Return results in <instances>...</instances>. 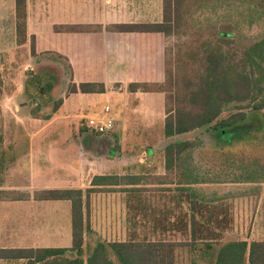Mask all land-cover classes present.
<instances>
[{"label": "rangeland", "instance_id": "rangeland-1", "mask_svg": "<svg viewBox=\"0 0 264 264\" xmlns=\"http://www.w3.org/2000/svg\"><path fill=\"white\" fill-rule=\"evenodd\" d=\"M88 5L89 12L95 5L97 13L103 17H107L112 10H115L116 18L121 21L120 24L156 23L162 17V0H88ZM89 15L92 14L89 13ZM195 20L198 25L200 22L207 25L208 21L232 22L235 26L237 25L240 35L248 40L258 39L264 34V17L260 12L238 3H222L216 8L211 6L198 12ZM88 26L96 28V31L102 27V31H106V28L111 25ZM173 42V39L166 40V46ZM17 53V57L12 58L11 62L8 59L0 64V190H16L33 194L38 189L40 191L45 183L32 182L33 178H36V181L40 179L37 175L33 177L36 170H33L32 165L37 164L38 161L37 149L34 148L38 144L33 141L32 136L39 135L41 139L50 140L56 146H65L66 141L87 137L91 132L86 128L85 120L76 128L68 125L64 120H58L48 127L46 121L34 122L33 119L38 117H43L44 120L55 118L54 106L62 101L61 95L64 94L62 90L66 83L68 90L70 74L60 63L56 64V68L50 69L56 75V79H59V82L55 81L53 85V90H58L59 94L55 98L52 97L50 101L53 104L50 110H47L48 98L44 97L45 93H41L38 89L41 87L40 84L46 87L51 80L39 76L41 78L39 82L33 80V74L40 71L42 67L38 68L36 64H32L27 57L26 48L18 50ZM57 65L64 69H60ZM21 87L22 92L18 98L14 102H9L6 94L11 96ZM118 88L113 86L110 92L118 91ZM28 92L33 96H22ZM123 102L124 97L120 95L113 98L109 104L112 108L110 117L116 123L123 119L122 111L119 112L120 107L124 108ZM147 106L150 108L149 104ZM154 107L156 108L155 103L151 108ZM98 111L99 109L96 112L91 109L86 114L91 117ZM251 112L247 111L250 113L247 120L239 125L238 129L243 128L242 134L238 131L239 133L231 137L236 144L223 145L224 147L220 149L206 143L197 148L192 158L188 160V166H194V173L201 182L213 184L199 188L202 195L209 200L214 199V202L200 209L196 218L199 222L197 234L219 242L215 244V253L228 242L264 241V185L249 182L257 175L264 177V112L262 115ZM229 115L230 113L223 117ZM59 116H63L62 113ZM162 117L164 116L161 113L160 118ZM121 131H123L122 128L120 133L116 130L105 135L109 144H100L97 147L86 141L85 147H90L89 152L98 153L102 159L114 158L117 154L119 158L123 155L126 157V154L131 152L137 157L136 163L126 169L124 166L126 160L121 161L120 163L125 164H120L116 168L118 174L120 176L147 175L145 181L151 185L142 187L143 192L94 193L90 195L88 202L84 200V220L90 226L86 229L84 236V260H87L98 242L107 244L133 240H164L183 243L190 239L189 228L187 232L182 230L184 228L182 222H187L191 218L186 198L181 200L176 192L155 186L161 177L160 174L163 173L165 146L170 142L160 144L162 143H159L161 134L159 129H154L153 138L148 141L138 138L134 143L129 141V143L125 142V145L123 142L119 145L120 137L123 135ZM129 133V136L134 135L133 129ZM205 133L203 130L185 137L191 140L203 139L205 143L206 140L203 137ZM149 149L153 151L151 158L147 155ZM82 152L87 156L92 155L84 148ZM63 160L55 159L58 166ZM57 165L52 166L55 167L53 169L55 174L59 172ZM39 177L48 178L47 174H40ZM55 186H62V184L56 183ZM124 187L121 186L120 189L123 190ZM38 224L40 233L34 234L33 231ZM70 247H72L71 202L0 203V249ZM200 253V251L193 253L188 247H179L176 251V264H190L193 258H199ZM72 255L74 253L66 254L68 258ZM109 257L115 264H119L110 249ZM24 263L25 261L22 260L0 262V264Z\"/></svg>", "mask_w": 264, "mask_h": 264}, {"label": "trees", "instance_id": "trees-1", "mask_svg": "<svg viewBox=\"0 0 264 264\" xmlns=\"http://www.w3.org/2000/svg\"><path fill=\"white\" fill-rule=\"evenodd\" d=\"M16 1L17 42L27 43V0ZM222 3H238L260 12L264 17V0H162V21L158 23L114 24L107 32L119 34H161L166 40L173 39L164 51V81L161 83H132L131 93H157L164 95V135L167 139L189 136L205 130L203 139L173 141L165 148L166 175L159 177L155 185H183L180 190L195 199L197 191L188 186L204 184L186 166L197 148L206 143L215 148L236 144L232 136L241 131L250 113L264 112V34L255 40L243 38L234 23L207 25L195 20V15ZM90 26H56V33H97ZM32 57H37L35 39H31ZM62 64L72 78L68 60L54 52L39 56ZM51 69V68H50ZM49 68L42 67L33 74L39 82L45 77L50 83L39 86L41 93H51L59 82ZM41 73V74H38ZM51 73V75H49ZM43 75V76H42ZM39 76V77H38ZM36 84V83H35ZM38 86V85H36ZM45 91V92H42ZM103 84L85 83L77 86L70 83L67 94H103ZM28 97L33 96L28 92ZM56 103L54 111L61 106ZM228 117H223L229 114ZM239 133V132H238ZM208 141V142H207ZM241 144V143H240ZM224 147V146H223ZM219 150V149H217ZM144 177L100 176L94 177L91 188L46 189L33 194L16 190H0V202H71L72 247L70 248H23L0 249V260L25 261L24 264H115L109 257V249L119 264H176V251L188 247L191 252L201 253L190 264H264V241H233L223 244L215 253V239L197 237L198 224L192 216L191 236L183 243L158 241L98 242L87 260H84V236L89 223L84 220V200L91 194L102 192H143L142 188L126 186L145 185ZM145 182V183H144ZM250 183L264 184V177L251 178ZM148 184V183H146ZM124 187V191L121 188ZM120 190V191H119ZM196 210L195 202L191 204ZM186 228L187 225H184ZM185 231V229H183ZM67 253H74L71 258Z\"/></svg>", "mask_w": 264, "mask_h": 264}, {"label": "crops", "instance_id": "crops-1", "mask_svg": "<svg viewBox=\"0 0 264 264\" xmlns=\"http://www.w3.org/2000/svg\"><path fill=\"white\" fill-rule=\"evenodd\" d=\"M91 9L92 11L89 12L88 0H27V43L18 45L16 1L0 0V64L3 63V61H8V59L11 62L12 58L15 56L17 57L18 50L26 48L27 57L32 61V64H36L38 68L47 67V69H52L58 62L45 58L41 59L39 56L43 53L54 52L62 55L68 60L73 74L70 83H74L77 86L85 83L103 84L106 89V92L103 94H67L68 84L66 83L64 90H62L64 94L61 95L63 96L62 104L55 112V118L52 120H50V118L44 120L43 117H38L33 119L34 122L46 121L45 123H47L48 127L58 120H64L67 121L68 125L76 128L84 120L86 122L88 119L102 116L104 109L107 106L110 107L109 104L113 98L122 95L124 97V108L121 109L120 107L119 112L122 111L123 119L118 123L114 122V132L118 130L120 133L121 128L123 130L121 131L123 135L120 137V142L118 141L119 145H122V142L125 145V142L129 143V141L134 143L138 138L148 141L153 138L152 134L154 133V129H159L161 134L159 143L162 142L160 144L189 139V137H178L170 140L165 137L164 123L166 115L163 94L131 93L128 90L129 85L132 83H161L164 81V51L166 48V39L163 35L119 34L107 32L105 30L97 33L55 32L54 28L56 26H105L121 23V21L116 18L117 13L115 10H112L107 17H103V15L101 16V14L97 13L95 5ZM89 13L92 15H89ZM161 20L156 21V23L161 22ZM32 37L35 39V51L38 55L36 58L32 57L31 54ZM57 66L60 69L63 68L60 65ZM31 70L33 71V68H31ZM113 86L119 87V90H115V92L111 93L110 89ZM21 92L22 87L18 88L11 96L10 94H6L8 101L14 102ZM25 94H22V96L29 95L28 93ZM58 94V90H52L51 93H46L44 97L48 98L47 110H50L53 104L50 101L52 97L55 98ZM153 103L156 104V108H151ZM147 104H149L150 108H148ZM15 107L16 110H18L16 105ZM91 109H94L95 112L98 109L99 111L97 114L90 117L86 113ZM111 112L112 108L110 107L109 117ZM60 113H62L63 116H59ZM161 113L164 116L162 118H160ZM73 120L75 122H73ZM131 129H133L134 135L129 136V131ZM90 134H88L87 137L84 136L80 139L73 138L72 140L66 141V147L64 145L56 146L52 144L50 140L41 139L39 135L32 136L33 141H36L38 144L34 149H37L39 156V158L37 156V164L33 163L32 165L33 170H36L33 177L37 175L38 178H40L37 179V181L36 178H33L32 182L45 183L41 186V190H84L92 187L91 182L94 177L120 176L116 168L120 166V164H125L120 163L121 161L126 160V164L124 165L126 169L132 167L136 163L137 157L132 155L131 152L127 153L126 157L123 155V157L119 158L117 154L114 158L105 157L103 159L99 157L100 155H98V153L89 152L90 147H85L86 141L88 144H94L97 147H99L100 144L110 143L105 136L97 135L95 137L93 134V136ZM67 145L70 146L68 147ZM167 146L168 145H166L165 148ZM83 148L86 149V151L88 150L92 155L87 156V154L82 152ZM119 154H122V152H119ZM147 155L151 158V156H153V151L149 149ZM56 158L59 160L64 159L59 163V166L55 161ZM55 165L58 166L57 170H59L57 174L53 171L55 167H52ZM162 166L163 173L160 174V176L164 177L166 175L165 155L163 157ZM186 166L191 170V173H194V166H188V161ZM16 170H18V168ZM40 174H47L48 178L39 177ZM140 176L145 179L147 175H127V177ZM56 183H61L62 186H55ZM146 183L140 186H126V188H142L151 185ZM203 183L204 184L201 183L188 186L198 192L195 199H190L188 193L180 190V187L184 186L178 185L177 182H175V184L160 185V188L165 187L168 188L169 191L172 190L174 193L176 192L181 200L185 197L189 203L191 218L187 222L183 221L182 225H188L183 229L187 232L189 228L190 236L192 216L198 224L199 222L197 221L196 215L199 210H202L203 207L214 202V199L209 200L202 195L199 190V188L209 187L213 184L211 183V185L208 182ZM259 185L263 186L264 184ZM32 202L36 201L32 200ZM194 202L196 210L193 212L191 204ZM33 233H40L39 224L36 229H34ZM197 237L202 239H213L203 238L198 234ZM0 262H4V260H0Z\"/></svg>", "mask_w": 264, "mask_h": 264}, {"label": "built area", "instance_id": "built-area-1", "mask_svg": "<svg viewBox=\"0 0 264 264\" xmlns=\"http://www.w3.org/2000/svg\"><path fill=\"white\" fill-rule=\"evenodd\" d=\"M110 107L104 109L102 116L88 119L86 127L91 133L98 136H105L114 131L115 125L112 118L109 117Z\"/></svg>", "mask_w": 264, "mask_h": 264}]
</instances>
